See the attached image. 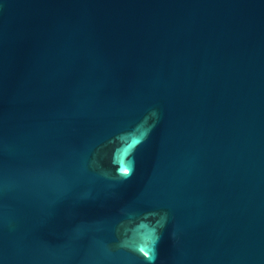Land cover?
Instances as JSON below:
<instances>
[{
	"label": "water",
	"instance_id": "water-1",
	"mask_svg": "<svg viewBox=\"0 0 264 264\" xmlns=\"http://www.w3.org/2000/svg\"><path fill=\"white\" fill-rule=\"evenodd\" d=\"M0 264H264V0H0Z\"/></svg>",
	"mask_w": 264,
	"mask_h": 264
},
{
	"label": "snow or ice",
	"instance_id": "snow-or-ice-1",
	"mask_svg": "<svg viewBox=\"0 0 264 264\" xmlns=\"http://www.w3.org/2000/svg\"><path fill=\"white\" fill-rule=\"evenodd\" d=\"M127 171H128L127 168H123V169H122V172H124V173H127Z\"/></svg>",
	"mask_w": 264,
	"mask_h": 264
}]
</instances>
